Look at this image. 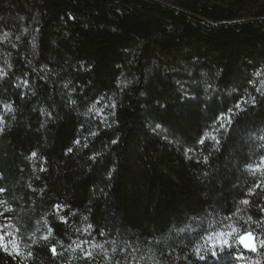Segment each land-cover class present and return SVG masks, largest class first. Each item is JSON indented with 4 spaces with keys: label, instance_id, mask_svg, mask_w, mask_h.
Here are the masks:
<instances>
[{
    "label": "trees",
    "instance_id": "trees-1",
    "mask_svg": "<svg viewBox=\"0 0 264 264\" xmlns=\"http://www.w3.org/2000/svg\"><path fill=\"white\" fill-rule=\"evenodd\" d=\"M0 116L21 253L0 264H217L210 224L264 239V0H0Z\"/></svg>",
    "mask_w": 264,
    "mask_h": 264
},
{
    "label": "snow or ice",
    "instance_id": "snow-or-ice-1",
    "mask_svg": "<svg viewBox=\"0 0 264 264\" xmlns=\"http://www.w3.org/2000/svg\"><path fill=\"white\" fill-rule=\"evenodd\" d=\"M115 105H113L114 107ZM95 107V105H93ZM237 108H239V104L236 105ZM218 120H225V114H221L220 117H218ZM0 123H3V117L0 116ZM227 123H231V116H227ZM222 128L225 127L224 123H221L220 125ZM159 127V125H157ZM0 131H2V128H0ZM209 138L207 134H205V137H202L198 143L203 144L205 142V139ZM215 143H219L218 139L215 136L210 137ZM75 143L79 144L80 141H76ZM113 143H116V141H113ZM71 151V149H69ZM33 156L36 154L33 153ZM205 162H207V157H205ZM261 164H264V158L261 159ZM260 165L256 166V169H259ZM249 171L253 170V167L251 165L247 166ZM43 170V169H41ZM259 187V185H257ZM0 191H3V189H0ZM243 204H248V200L241 201ZM61 205H56L55 208L57 210L61 209ZM264 210V209H262ZM225 219L231 220V217H226ZM248 220L251 221L252 217L249 216ZM254 223H259L258 221H253ZM229 229L228 231H225L224 229ZM210 229L214 230H208L205 232L203 236H201V239L205 241V245H199L195 249L197 255L201 260L207 259V257L200 255L201 249L203 248L204 251L208 252L210 254V257L217 262V264H223L225 257H231L233 260H239L243 259V253L239 252L238 249L242 246L245 250L256 252L259 248H264V239H260L257 241L256 236L252 231L244 230L240 231L237 229L233 224H221L219 228H215L214 225L210 224ZM51 228H49V234L51 233ZM3 237L0 236V249H2L5 252H8L9 255H12L13 253L15 255H20V251L18 248V245L13 243L11 251L9 250L7 244L3 242ZM43 239L47 240L48 236H44ZM75 243V242H73ZM84 243H88L85 241ZM77 248L80 247L79 244L76 245ZM75 250V249H73ZM50 251L53 253V255L56 254L55 247H52ZM115 251V249H113ZM31 255V253H29ZM83 255L87 258L91 256V252H84ZM119 264V262H117Z\"/></svg>",
    "mask_w": 264,
    "mask_h": 264
},
{
    "label": "rangeland",
    "instance_id": "rangeland-1",
    "mask_svg": "<svg viewBox=\"0 0 264 264\" xmlns=\"http://www.w3.org/2000/svg\"><path fill=\"white\" fill-rule=\"evenodd\" d=\"M161 1H167V0H161ZM5 214H6V210H5L4 206L2 204H0V236H2L4 238L3 242L5 244H7L9 250L11 251L13 239L8 236V234L5 230L9 226L8 221L4 217Z\"/></svg>",
    "mask_w": 264,
    "mask_h": 264
},
{
    "label": "water",
    "instance_id": "water-1",
    "mask_svg": "<svg viewBox=\"0 0 264 264\" xmlns=\"http://www.w3.org/2000/svg\"><path fill=\"white\" fill-rule=\"evenodd\" d=\"M241 248V250L243 251V252H245L246 254H255L256 252H251V251H247V250H245L242 246L240 247Z\"/></svg>",
    "mask_w": 264,
    "mask_h": 264
}]
</instances>
